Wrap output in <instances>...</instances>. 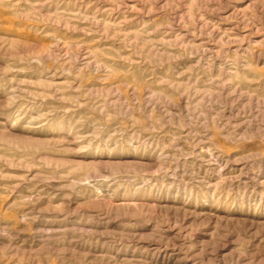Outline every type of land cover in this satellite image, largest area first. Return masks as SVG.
<instances>
[{
    "label": "rangeland",
    "instance_id": "rangeland-1",
    "mask_svg": "<svg viewBox=\"0 0 264 264\" xmlns=\"http://www.w3.org/2000/svg\"><path fill=\"white\" fill-rule=\"evenodd\" d=\"M0 264H264V0H0Z\"/></svg>",
    "mask_w": 264,
    "mask_h": 264
}]
</instances>
